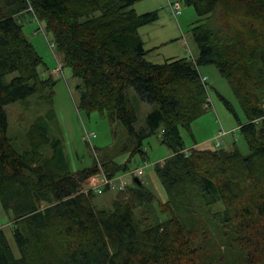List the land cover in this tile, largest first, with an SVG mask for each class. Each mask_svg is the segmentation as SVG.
Here are the masks:
<instances>
[{"label": "trees", "instance_id": "trees-1", "mask_svg": "<svg viewBox=\"0 0 264 264\" xmlns=\"http://www.w3.org/2000/svg\"><path fill=\"white\" fill-rule=\"evenodd\" d=\"M184 1L198 16L190 29L198 55L157 63L146 58L150 49L138 30L158 13H137L135 0H0V205L18 251L0 228V264H203L197 243L204 229L199 217L184 216L196 201L221 202L212 218L228 232V248L243 264H264V0ZM24 12L44 24L62 66L81 79L78 110L122 123L138 137L132 152L142 156L141 139L160 132L171 151L154 164L167 193L156 204L163 219L150 213L156 196L141 180L117 191L110 207L97 208L84 182L99 171L118 175L126 164L97 158L71 170L46 117L29 125L27 148L14 146L6 105L30 97L52 104L55 84L40 74L46 65L17 21ZM201 65L215 66L238 99L246 154L235 143L185 147L180 128L209 107ZM130 88L154 105L139 129Z\"/></svg>", "mask_w": 264, "mask_h": 264}, {"label": "rangeland", "instance_id": "rangeland-1", "mask_svg": "<svg viewBox=\"0 0 264 264\" xmlns=\"http://www.w3.org/2000/svg\"><path fill=\"white\" fill-rule=\"evenodd\" d=\"M178 2L181 13L177 20L168 12L166 0H135L134 9L137 13L156 10L159 18L148 25L139 28L146 49H150L146 58L152 62L161 63L170 57H189V51L196 58L198 48L191 36V27L198 18L192 5L184 0H170ZM17 21L22 24L24 35L32 42L37 52L41 55L46 66L39 67L42 76H48L51 69L57 66L56 57L61 59V54L56 49H51L48 42L51 35L46 32L44 24L28 13L17 16ZM40 26L43 31H40ZM186 41V42H184ZM184 44H183V43ZM188 47L189 49H186ZM189 50V51H188ZM192 56V57H193ZM199 71L207 74L206 101L209 107L205 109L190 125L189 128L181 127L180 134L186 148H213L217 141L221 147L232 146L233 143L244 154L248 152L246 142L239 132V122H245L246 116L240 103L228 82L213 65H201ZM55 79L54 96L52 104H41L34 97L28 101H15L6 105L8 117L7 135L14 146L22 150L28 147L26 131L38 115L46 117L50 133L60 139L69 167L76 171L90 166L97 158H112L118 163L126 164V169L118 174L124 175L126 186L133 185V172L142 168L143 174L138 177L156 196V203L150 208V213L163 219L157 202H164L167 193L164 190L155 170L154 164L162 162L171 154L170 149L160 142V132H156L141 139L140 146L145 152H132L138 144V137L132 134L122 123H110L106 117L97 112L87 114L84 110H77L78 91L76 85L80 78L72 76L71 69L62 67V73H52ZM128 94L136 109V129L144 126L146 115L154 105L139 99L133 89H128ZM220 94L227 101L228 106L219 97ZM51 116H46L50 115ZM94 132L91 141L86 140L88 133ZM225 132V133H221ZM100 173V171L98 172ZM97 174V173H96ZM87 181L84 182L86 187ZM115 193V192H112ZM106 194L93 196V204L97 208H108L111 201L105 202ZM115 195L113 194L112 201ZM194 210L195 213H191ZM222 210L221 202H216L208 207L195 202L184 212L187 220L199 217L198 223L202 229L198 245L200 246L201 261L203 264H243V259L237 256L233 247L228 248V232L222 229L218 220L212 214ZM139 212V211H138ZM0 228L4 230L6 238L15 254L17 248L10 229L9 215L0 205ZM224 256V261L218 262Z\"/></svg>", "mask_w": 264, "mask_h": 264}, {"label": "built area", "instance_id": "built-area-1", "mask_svg": "<svg viewBox=\"0 0 264 264\" xmlns=\"http://www.w3.org/2000/svg\"><path fill=\"white\" fill-rule=\"evenodd\" d=\"M169 6L172 10L173 15H178L181 11L179 3L178 2H170ZM31 9V7H29ZM40 31L42 32L43 29L40 26ZM51 49H54V44L51 42H48ZM189 51V50H188ZM189 56L192 57L191 52L189 51ZM62 70V63H58V66L55 68L54 72L59 73ZM200 80L204 84V87H206L207 83V76L206 75H200ZM77 109V108H76ZM78 110V109H77ZM222 134L224 132H221ZM91 137H95V133L91 132L86 135V140L89 142L92 140ZM221 145L220 141L216 142V146L219 147ZM133 174L136 177H140L143 174L142 168L136 169ZM87 185L85 187L86 190H92L94 193H102L105 189L108 190H115L120 191L126 187L125 180L122 175H115L113 177H107L102 171L100 173L91 175L87 180Z\"/></svg>", "mask_w": 264, "mask_h": 264}, {"label": "crops", "instance_id": "crops-1", "mask_svg": "<svg viewBox=\"0 0 264 264\" xmlns=\"http://www.w3.org/2000/svg\"><path fill=\"white\" fill-rule=\"evenodd\" d=\"M167 1V8H168V12L171 14V16H173L176 20H177V17H178V15L181 13V11H180V13L178 14V15H173V13H172V10H171V8H170V6H169V3L170 2H172V1H170V0H166ZM180 6V5H179ZM180 9H181V7H180ZM149 11H152V10H149ZM158 18H159V16H158ZM156 21V20H155ZM154 21V22H155ZM153 23V22H152ZM150 24V23H149ZM146 25H148V24H146ZM143 26H145V25H143ZM142 27V26H141ZM184 42H186V41H184ZM183 43V42H182ZM187 43V42H186ZM184 44V43H183ZM186 49H189L188 47H186ZM190 50V49H189ZM192 56H193V54H192ZM175 57H177V56H175ZM194 57V56H193ZM56 62H57V66H58V63H62V61H61V59H58L57 57H56ZM57 66H55V67H53L52 69H51V73L50 74H52V73H55L54 72V70H55V68L57 67ZM63 67V66H62ZM59 73H62V70H61V72H59ZM56 74H58V73H56ZM200 74L201 75H206L207 76V74L205 73V72H201L200 71ZM225 133V132H224ZM222 145H220L219 147H217L216 146V143H215V148H222L221 147ZM231 146H227V147H224V148H230ZM214 148V147H213ZM124 176V175H123ZM124 179H125V177H123ZM106 192H109V197L106 199L105 198V202H108L109 200L112 202V196H113V194L114 195H116V193H117V191H115V190H108V189H105L102 193H99V194H106ZM112 192H115V193H112ZM94 195H98L97 193H94ZM109 201V202H110Z\"/></svg>", "mask_w": 264, "mask_h": 264}, {"label": "water", "instance_id": "water-1", "mask_svg": "<svg viewBox=\"0 0 264 264\" xmlns=\"http://www.w3.org/2000/svg\"><path fill=\"white\" fill-rule=\"evenodd\" d=\"M133 181H134L136 184H138V185L141 184L140 179H139L138 177H136V176L133 178Z\"/></svg>", "mask_w": 264, "mask_h": 264}]
</instances>
